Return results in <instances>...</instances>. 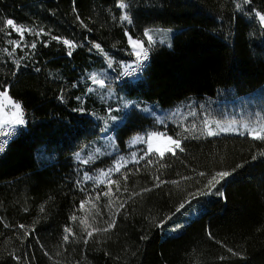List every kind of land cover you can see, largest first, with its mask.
<instances>
[{"label": "trees", "instance_id": "trees-1", "mask_svg": "<svg viewBox=\"0 0 264 264\" xmlns=\"http://www.w3.org/2000/svg\"><path fill=\"white\" fill-rule=\"evenodd\" d=\"M258 14L264 0H0V91L28 121L0 157V264H264V139L178 137L131 108L113 130L120 150L150 130L180 148L122 167L109 187L84 177L107 159L73 158L101 133L89 75L106 68L105 57L131 61L129 37L151 29L171 31L169 45L152 46L143 78L117 93L163 108L240 99L264 112ZM222 171L230 175L209 188Z\"/></svg>", "mask_w": 264, "mask_h": 264}, {"label": "rangeland", "instance_id": "rangeland-1", "mask_svg": "<svg viewBox=\"0 0 264 264\" xmlns=\"http://www.w3.org/2000/svg\"><path fill=\"white\" fill-rule=\"evenodd\" d=\"M147 32L153 38L151 46L157 44L168 46L171 41L172 32L169 30L151 29ZM20 36L24 38V34L21 35L20 33ZM132 39L139 40L138 38ZM143 42L144 47H147L149 43L146 36ZM19 43V40L14 41L12 43L13 47L18 46ZM136 50L131 46V61L118 62L110 57H105L106 68L98 72H92L87 79L86 91L88 96H91L99 105L89 114L100 124L101 133L97 138L90 140L75 152L73 158L75 162L83 166L94 165V163L103 159H107L109 165L105 169L85 174L86 180L109 187L112 175L122 167L137 162L150 153L159 155L156 149L174 148L167 141V137L170 136L166 132L150 130L134 134L126 141L125 150H120L116 145L113 130L122 122V114L131 108L151 116L156 123L168 129H173L178 137H212L237 134H247L254 137L256 132L264 136V112H259L258 107L253 106L249 101V104L246 105L242 100L235 99L227 104L225 101L190 97L180 101L173 107L163 108L155 104L128 98L123 93H117L115 90L117 84H115L114 79L137 59ZM17 62L18 60H15L16 64ZM3 92L7 93V91H0V93ZM263 92L264 89H260L255 95L259 97ZM7 96L9 97L8 93ZM0 103L4 104V107L0 108V125H2V121H11L12 113L16 110L7 103L5 97H0ZM209 132H213L215 135H209ZM153 133H163L164 136L149 139ZM149 145H151V148H149ZM176 149L174 148V151ZM175 230L176 227L169 228V231Z\"/></svg>", "mask_w": 264, "mask_h": 264}, {"label": "snow or ice", "instance_id": "snow-or-ice-1", "mask_svg": "<svg viewBox=\"0 0 264 264\" xmlns=\"http://www.w3.org/2000/svg\"><path fill=\"white\" fill-rule=\"evenodd\" d=\"M245 2H247V0H245ZM120 7L123 8V7H125V5L123 3H121L120 4ZM237 7H239V5H237ZM258 15H259L260 21L261 22H264V14H258ZM121 19L122 20H125V21H130V18L127 15L122 16ZM6 24L9 27L13 28L15 31L20 32L21 35L25 31L24 28H22L20 26H17L14 23V21L11 20V19H8L6 21ZM144 35L147 37L148 43L151 46V44L153 43L152 36L149 35L147 31L144 33ZM53 39H58V38L57 37H53ZM63 43L69 45V47H72L73 46L71 44V42L68 41V40H64ZM129 44L132 46V48L134 50L139 49V50H136L135 51V55L138 58L137 59V64L140 63V58L141 57L143 59H147L148 51H147V48L144 47V42L142 40H135V39H132L131 37H129ZM33 47H35L34 44H33ZM96 47L99 48V45H97ZM101 83H102V81H101ZM0 97H5L6 100H7V103L10 104L11 107H13L16 110L15 112L12 113V119H11V121H2V123H9V122H11V123H15V124H24L25 121L22 118L21 105L18 102L12 101L11 98L7 96V93L6 92L0 93ZM3 107H4V104L3 103H0V108H3ZM208 134L209 135H215V133H213V132H209ZM157 136H164V134L163 133H153V134H151V136L149 137V139H151L153 137H157ZM254 138H256V139H264V136H261L259 132H256L254 134ZM167 141L171 145H173L174 148H180V142L178 140H174L172 137H167ZM149 148H151V145H149ZM174 148L169 147V148H166L164 150L156 149V151L159 152V155L162 158L164 156V154H165V151L172 152L174 154ZM200 175H204V173H201ZM229 175H230V173L227 172V171L217 172L214 176L211 177V179L208 180V186H209V188H214L216 184L220 183L221 180H223L224 178L228 177ZM105 195H107V193H105ZM82 207H83V205H82ZM121 207H123V205H121ZM180 207L183 208L184 207V204L182 203L180 205ZM72 219L73 220H76L77 217L73 216ZM82 223H83V221H82ZM114 224H115V221L113 220L111 223L108 224V228H105V229H93V231L88 232V236L91 237L93 235V232L107 231L108 229L112 228L114 226ZM21 227H23V226H21ZM87 227L88 226L86 225V228ZM66 231L70 232L71 229H66ZM64 239L67 240L68 239V236L66 235L64 237ZM229 251H231V249H229ZM234 255H236V254L234 253ZM17 259H19V258H17Z\"/></svg>", "mask_w": 264, "mask_h": 264}, {"label": "built area", "instance_id": "built-area-1", "mask_svg": "<svg viewBox=\"0 0 264 264\" xmlns=\"http://www.w3.org/2000/svg\"><path fill=\"white\" fill-rule=\"evenodd\" d=\"M145 41V39L143 40ZM147 59L140 58V63L137 64V59L125 68L118 76L115 77L114 82L117 85H122L126 82H135L141 80L144 76L145 69L150 61L152 46L147 45ZM21 105V104H20ZM22 118L25 121L24 124H15V123H3L0 125V157L7 150L8 146L12 141L19 138L25 130H27V117L26 110L22 107Z\"/></svg>", "mask_w": 264, "mask_h": 264}, {"label": "crops", "instance_id": "crops-1", "mask_svg": "<svg viewBox=\"0 0 264 264\" xmlns=\"http://www.w3.org/2000/svg\"><path fill=\"white\" fill-rule=\"evenodd\" d=\"M148 31V30H147Z\"/></svg>", "mask_w": 264, "mask_h": 264}]
</instances>
